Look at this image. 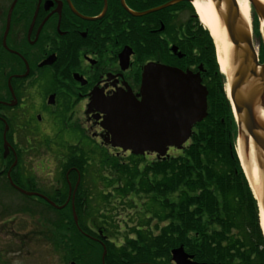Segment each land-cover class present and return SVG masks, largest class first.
Masks as SVG:
<instances>
[{
    "label": "flooded vegetation",
    "instance_id": "1",
    "mask_svg": "<svg viewBox=\"0 0 264 264\" xmlns=\"http://www.w3.org/2000/svg\"><path fill=\"white\" fill-rule=\"evenodd\" d=\"M195 35L201 32L188 0H0V193L13 200L7 210L33 216L37 228L74 227L102 254L108 243L121 246L125 225L153 229L156 206L137 191L121 201L126 218L109 212V198L123 193V167L156 155L113 146L104 104L140 100L150 63L196 72L189 61L199 49Z\"/></svg>",
    "mask_w": 264,
    "mask_h": 264
},
{
    "label": "trees",
    "instance_id": "2",
    "mask_svg": "<svg viewBox=\"0 0 264 264\" xmlns=\"http://www.w3.org/2000/svg\"><path fill=\"white\" fill-rule=\"evenodd\" d=\"M196 24L201 35H195L194 45L199 49L189 52V61L204 67L207 116L193 127L190 139L177 154L150 163L141 159L123 167L124 183L119 188L123 193L109 200L119 204L130 191H137L140 199L144 198L142 193L154 202L152 216L157 223L153 229L127 227L120 247L113 243L105 246L106 264L139 260L170 264V250L178 246H183L197 262L264 264L257 202L235 152V126L223 76L218 71L208 31L197 20ZM257 28L253 13L255 34ZM1 211L11 213L6 207ZM44 235L69 255L63 264H68L69 258L77 264L91 263L89 248L94 244L74 227L47 229Z\"/></svg>",
    "mask_w": 264,
    "mask_h": 264
},
{
    "label": "water",
    "instance_id": "3",
    "mask_svg": "<svg viewBox=\"0 0 264 264\" xmlns=\"http://www.w3.org/2000/svg\"><path fill=\"white\" fill-rule=\"evenodd\" d=\"M212 2L233 45L230 101L244 153L249 155L252 150L260 171V203L264 213V165L260 162V151L264 153V61L259 63L257 59L250 25L240 14L238 0ZM248 2L258 20L264 23V3L260 0ZM201 71V66L193 73L161 64L146 65L142 73L140 100L114 97L104 104L102 125L111 135L112 145L133 154L155 152L158 157L164 156L169 147L180 149L191 136L193 126L207 115L208 91L201 82ZM258 107L260 117L254 110ZM171 260L175 264H202L194 262L182 246L171 250Z\"/></svg>",
    "mask_w": 264,
    "mask_h": 264
},
{
    "label": "rangeland",
    "instance_id": "4",
    "mask_svg": "<svg viewBox=\"0 0 264 264\" xmlns=\"http://www.w3.org/2000/svg\"><path fill=\"white\" fill-rule=\"evenodd\" d=\"M257 32L255 34L253 31L252 39L255 49L258 50L259 60H262L264 57V34L260 31L259 25ZM225 81L226 78L223 76V85ZM173 152L177 154V151ZM9 202L12 203L13 200L10 201L6 193H0V264H63L62 257L65 251L57 247L55 244L57 242L44 235L47 229L35 226L36 218L24 213L5 214L1 211ZM115 202L112 199L108 202L110 209H113L114 206L117 207L116 213L113 216H117L122 212L121 216L126 218L127 212L122 207V202L120 201L119 204ZM127 229L125 225L118 229V233H121L120 235L124 237ZM112 233H116L115 228L112 230ZM123 237L120 239V242H123ZM93 244L94 246L89 248L91 264H100L99 255L102 254V247L95 243ZM170 264H173V262L171 261Z\"/></svg>",
    "mask_w": 264,
    "mask_h": 264
},
{
    "label": "bare ground",
    "instance_id": "5",
    "mask_svg": "<svg viewBox=\"0 0 264 264\" xmlns=\"http://www.w3.org/2000/svg\"><path fill=\"white\" fill-rule=\"evenodd\" d=\"M238 4L243 20L250 23V4L248 0H238ZM192 7L198 17V20L212 38L218 69L220 73L226 78L224 91L227 98L230 99L229 81L233 69L231 65L233 45L227 36L225 27L220 21L219 15L214 8L212 0H194L192 2ZM259 28L264 34V23L262 21L259 24ZM256 53L258 57V50H256ZM236 153L241 163L245 177L247 178L249 186L252 190L253 196L259 205V221L262 234L264 236V213L260 203V196L262 193L260 171L256 167L252 150L249 155H245L242 141L239 138L236 144Z\"/></svg>",
    "mask_w": 264,
    "mask_h": 264
}]
</instances>
